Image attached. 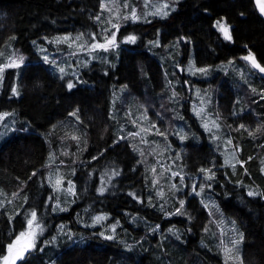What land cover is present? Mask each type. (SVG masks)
Segmentation results:
<instances>
[{"label": "trees", "instance_id": "obj_1", "mask_svg": "<svg viewBox=\"0 0 264 264\" xmlns=\"http://www.w3.org/2000/svg\"><path fill=\"white\" fill-rule=\"evenodd\" d=\"M158 3L162 2L159 0ZM168 5L171 11L163 21L153 18L131 27L120 15L111 19L109 28L116 29V51L94 49L107 53L108 57L97 61L96 70L95 64L85 66L82 84L75 83L69 89V81L60 73L59 67L68 65L65 61L66 55H70L68 48L81 50L82 46L75 42L77 37L81 40L83 36L97 34L95 18L101 14L100 0H0V66H4L0 115L15 113L19 119L16 131H21L0 143V189L9 198L0 201V259L31 216L25 215L29 209L35 211L43 223H47V218L51 220L50 229L46 232L44 245L35 247L27 255L24 253L25 259H19L15 264H264V97L258 96L253 104L247 88L233 92L230 82L236 79L228 77L229 81L222 83V71H216V76H220L217 82L214 78L211 81L214 80L213 84L218 88L217 109L226 124L224 132L230 131L232 140L240 148V160L248 158L244 168L239 167L241 174L228 180L211 177L223 172L217 170L216 164L220 165L218 153L201 142L188 145L185 154H181L178 165L185 176L181 180L185 187L174 182L177 191L169 199L170 188L162 206L165 212H174L180 209L175 201L181 197L186 201L183 210L166 216L163 210H153L156 201L152 205L137 206V199L126 194L127 188L140 193L150 188L143 168L130 148L136 149L118 142L115 127L122 122H118L119 116L111 115L113 103L116 107L123 106L116 110L121 114L127 106L138 104L153 115L159 112L165 132L172 136L182 129L190 133L187 122H177L172 117L171 106L174 113L177 98L171 99L166 92V81L161 76L164 68L177 81L181 79L175 66L184 65L190 49L199 68L231 61L235 64L240 60L244 66V57L250 53L264 67V21L256 13L252 0H173ZM217 22L228 28L230 40L225 39ZM157 35L163 44L186 38L184 56L180 57L179 51L171 45L165 46L160 49L161 54L170 55L173 60L163 68L156 60L157 49L144 39L152 36V40ZM129 36L139 38V43L126 40ZM63 39L66 41L62 42ZM85 41L88 39L83 43ZM15 49H20L27 60L19 67L10 64L8 67L7 61ZM81 65H84L83 61ZM107 66L110 67L105 74ZM260 80L263 89L259 90H264V79ZM113 92L118 93L117 100L112 96ZM233 98V113L238 115L235 120L229 116ZM188 104L189 101L181 112L191 122L188 121L193 127L191 130H195ZM253 107L255 113L252 110L253 113L242 114V110ZM238 122L250 128L237 127ZM51 156L56 162L50 159ZM111 166L119 167L116 169L118 175L111 181L113 191L98 194L99 174ZM54 169L62 175L64 182L73 183L75 192L73 206L57 214L54 211L52 214V210L45 213L50 202L40 205L52 196L55 198L50 177ZM228 171L233 175L232 170ZM207 172L210 173L204 174ZM191 176L194 179L201 177V183L195 186L198 192L203 186L213 187L211 193L200 194L203 203H212L207 207L208 212L201 208L196 197H189ZM166 179L161 178L163 188ZM26 196L32 202L23 205ZM11 201H14L13 209L18 204L24 206L18 214L10 210V204L4 205ZM98 212H108L111 220L120 224L125 237L118 236L117 241L102 237L99 242L94 239L100 236L99 227L84 228L76 223L77 229H73L75 219ZM131 216L147 226L137 224L135 227L141 230L134 229ZM59 224L66 226L64 231H56ZM228 224L239 240L237 248L231 250L239 253L237 261L232 259L229 251ZM154 226H159L160 238L153 232ZM170 227L176 228L174 234L165 232ZM67 230H74L79 235L73 241H67L65 246L54 248ZM128 242L129 248L124 245Z\"/></svg>", "mask_w": 264, "mask_h": 264}, {"label": "rangeland", "instance_id": "obj_2", "mask_svg": "<svg viewBox=\"0 0 264 264\" xmlns=\"http://www.w3.org/2000/svg\"><path fill=\"white\" fill-rule=\"evenodd\" d=\"M162 3H158L159 0H100V16H97L95 18V22L97 23L98 30L97 34L94 36H83L81 40H76L75 42L79 43L81 50H76L68 48L70 55L65 57V61H67L68 65L67 67L61 66L59 68H63L64 72L61 73L64 75V78H66L69 82L75 86V83H78L77 85L82 84V72L85 66H88L90 63L95 64V70L99 66V63L97 61H100V59H104L105 57H108V54L105 52H96L93 51L94 49H100V50H115L116 51V45H118V42H114V46L112 44H108L107 41L111 39V33H115L116 29L115 27L109 28L111 25L110 20L116 19L119 17V15L125 19L128 20L126 24L129 26H135L139 24H145L147 22H150L153 18L154 19H160L164 20L165 16L171 11V6L168 5L173 0H160ZM175 2H178L180 0H174ZM166 6V7H165ZM133 9L135 10V13L133 14ZM164 13H167L166 15ZM114 26V25H113ZM152 36H146L144 39L146 40L147 44L152 45L155 49H157L158 57L156 58L155 55H153L156 60L160 63V65L164 68V65H167L170 61L173 60V57L170 55H162L160 52V49L164 48L165 46L171 45L176 51H179V56H184L183 54V44L187 42L186 38H180L175 39L174 41H169L165 44H163L160 40V36L157 35L154 39L150 40ZM84 39H88V41H85L83 43ZM90 40V41H89ZM127 40V39H126ZM66 39H63L62 42H65ZM48 42V40H46ZM124 42V41H123ZM103 44V48H95V44ZM139 43V38H135L134 44ZM64 45V44H63ZM68 46V44H66ZM157 48H156V47ZM118 48V47H117ZM96 52V53H95ZM95 53V57H94ZM193 51L190 49L188 54L185 56L186 60L184 62V65H176L177 71L179 72V75H181V79L178 81L176 78L169 75L165 68L163 69V75L161 74L162 79L166 81V92L169 93L171 99L177 98L175 101L177 104H175L174 113L173 108L171 106L172 111V117L178 122V121H184L187 122L189 127L190 133H186L185 129L176 131L175 135L172 136L170 133L165 132V127L163 123V118L161 115H159V112H156L154 115L151 113H148L146 110V107L142 106L141 104L134 105L132 107L127 106L125 112L121 114L120 111H117L118 109L123 108L122 107H116L115 103H113L111 115H117L118 122H122L121 125L116 124L115 132L117 134L116 137H119L118 142H125L129 144L128 146H133L136 150L131 149V151L134 153L135 157L138 159L139 163L141 164L143 171L145 173V177L147 178V182L149 184L150 190L142 193L135 192L134 190H130L127 188L126 194L129 195V197L137 199V206L142 205H152L153 201H156V206H153V210L155 211H162L163 210V203L166 201V194L169 193V189L172 188V193L169 194V199L172 198L173 194L177 191L176 187H174V182L176 185H182L185 187L184 182H181V178L185 179L184 174L181 172V169L179 168V159L181 157V153L174 152L176 145H185L187 141L192 142V144L199 145L201 142L202 144L205 143L208 147H217L220 149V155L218 154V158L220 161V165L216 164L217 170H222V164L223 161H225L227 164H229L231 161H234L237 159V155L240 153V148L237 144H235L232 135L229 132H224L215 122H213V109L210 107L213 103H219L218 96H214V93H218L217 86L213 87H206L203 88V83L206 82L207 78H209L210 75L216 76V71H222V75L224 76V81H229L228 77L235 78L236 80L232 79L230 82V88L232 91H236L237 93L240 91L241 88L245 87L247 90H249V96L253 104L256 101V99L261 96L264 97V90L260 86V79H263L261 77H258L257 74L246 64L243 66L242 60L235 62L231 61L230 63L226 64H218L216 66L211 67H197L194 62L193 57ZM23 57V61H19L18 57ZM247 57V56H246ZM97 60H96V59ZM16 60L17 63L22 64L24 63L27 58L24 55V53L20 49H15L11 57L8 59L7 63H9L12 66V61ZM83 61L84 65H81V62ZM56 64V63H54ZM110 66L105 67V74L107 73V69ZM199 69H204L205 71L201 72L198 71ZM60 71V70H59ZM104 74V75H105ZM3 75H4V66H0V86L3 81ZM174 76V75H173ZM225 76H227L228 79H225ZM185 77H190L192 81H184ZM263 85H264V80ZM241 86V87H240ZM123 86H119V88H122ZM257 91H254V90ZM219 95V94H218ZM112 96L118 99V93L113 92ZM260 98V99H261ZM189 101V113L192 115V119L194 120V128L195 130H191L193 127L189 124V120L185 116L183 112H181V108ZM254 101V102H253ZM191 102V105H190ZM234 98L232 105L230 107V117L233 118V120L236 119V116L233 112V106H234ZM217 109V107H215ZM255 113V108H246L242 110V114H250L251 112ZM252 112V113H253ZM234 114V115H232ZM241 114V115H242ZM221 118L223 119L221 113ZM189 121V122H188ZM212 121L213 125L209 126V122ZM223 121V120H222ZM221 122H219V125H221ZM225 122V121H224ZM16 123H19V119L17 118L15 113H4L0 115V143L5 139L8 138L13 133H18L21 131H16ZM182 123V122H179ZM191 123V122H190ZM228 123V122H227ZM225 124V123H224ZM230 124V123H229ZM207 125V128L205 127ZM226 125V124H225ZM232 125V124H230ZM237 127L246 128L247 126L250 128L249 125H246L244 123L238 122L235 124ZM233 126V125H232ZM181 129L182 127L179 126ZM210 128V131H208ZM184 130V131H183ZM226 131V127H225ZM201 132H203V135H199ZM187 135V137H186ZM173 138V139H172ZM238 138V137H237ZM232 149L234 153H231ZM168 152V153H167ZM169 154V155H168ZM50 159L54 160L53 156L50 157ZM217 159V158H216ZM216 162V160H215ZM176 168H175V167ZM107 167V166H106ZM244 168V164H243ZM118 168H114L111 166V168L104 169L99 174L98 179V194H106L108 191H113L111 187V181L114 178V176L118 175ZM239 167L233 169V175L229 174V171L223 170L221 175H215L211 177H216L221 180H228L231 177L236 178L238 177L241 172L239 171ZM108 170V171H107ZM216 170V169H215ZM215 171H213L214 173ZM175 173L176 175H173ZM210 172L204 173L209 174ZM264 174V170L262 171ZM205 176V175H204ZM50 177L53 184V191L55 192V198L53 196L48 201H42L40 205L45 206L49 202L50 204L45 207V213H49L50 210H52L54 213H61L69 210L73 206V197L75 196L73 183L62 180V175L57 170H52L50 173ZM162 177H167L166 179V186L162 187ZM170 177L173 179L170 181ZM179 179H175V178ZM195 177L191 176L190 179H193L191 188L188 186V194L189 196H192V194L195 193L194 197L200 198V194L203 193L205 186L201 189L200 192L195 188V186L199 185L201 183V177L198 179H194ZM59 181V183H57ZM155 182V183H154ZM194 186V187H193ZM103 188V192L100 191V189ZM210 189H213V187L210 186ZM195 190V191H194ZM11 195V194H10ZM142 195L144 197H142ZM9 199L7 195L3 194L2 190L0 189V201H5ZM10 199H13V197L10 196ZM26 201H23V205L28 202H32V199L27 197L25 198ZM181 201H183V205H185V198L178 197L176 199V203H178L180 210H183V207L181 206ZM14 202V201H13ZM13 202L5 203L4 205L10 204V210L14 211L16 214H18L21 209L24 207L22 204L17 205L16 209H13ZM174 203V202H173ZM171 203L170 205H172ZM49 210V211H48ZM33 211L27 209L26 210V216H30ZM76 212V211H75ZM162 212H165L163 210ZM170 212H165V214H169ZM178 213V212H175ZM173 213V215L175 214ZM55 214V215H56ZM216 214V213H215ZM75 215V214H74ZM171 215V214H170ZM97 216H103L105 219L101 220L98 223H94V220ZM169 216V215H168ZM31 219V216L29 217ZM28 219V220H29ZM27 220V221H28ZM118 221H120L117 218ZM47 223H43L40 219H36V221L33 223L32 228L30 229L27 222L23 226V228H20L19 231H17L14 239L12 242L16 239L17 236L20 235L22 232H30L35 231L36 235L34 237V244L31 248H29L25 253L26 255L31 252L35 247H41L44 245V241L47 239L45 238L47 230L50 229L49 223L51 220L47 218ZM121 222V221H120ZM131 224L134 225V229L141 230L140 228L135 227V225H142L147 226V224L143 223L142 220L139 218L137 219L135 216L130 217ZM39 224L40 228H36V224ZM75 223V227L73 229H77L76 223L80 227L84 228H96L99 227L98 233L100 236H95L94 239L96 241H101L102 237H111L114 240L117 241L118 236L125 237V232L121 228L120 224L115 220L112 219L109 216L108 212H98L92 216L83 215L82 217H78V220L75 219L73 221V224ZM12 230L14 229L13 224ZM47 226V227H46ZM71 226V225H70ZM58 232L64 231L63 227H66L65 225H58L57 226ZM227 231L230 232V236L227 239V242L230 243L231 248H229V251L231 253V257L234 261H237L238 257L240 256L237 250L231 251L233 248L236 249L237 245L239 243V240L237 237H235L234 232H232L233 228L231 225H226ZM42 229V230H41ZM175 227H170L168 229H165V232L167 233H175ZM154 233L160 238V228L159 226H154ZM128 233V232H127ZM132 233V232H130ZM128 233V234H130ZM79 234H76V231L74 230H67V233L64 237L58 239L56 243L54 244V248H61L65 246L67 241L77 238ZM28 237H24L21 239L19 244L17 246L23 247L28 242ZM141 240H144V238H141ZM149 242V241H147ZM161 243V240H160ZM127 248H129L130 244L129 242L124 244ZM162 245V244H160ZM164 251V249H161ZM239 250V248H238ZM5 255H10L8 248L5 252ZM4 255V256H5ZM25 259L23 256H21L20 261ZM18 260V259H17ZM16 260V261H17ZM15 261V262H16ZM222 263V261H221ZM0 264H4L3 258L0 259ZM52 264V263H50ZM223 264V263H222Z\"/></svg>", "mask_w": 264, "mask_h": 264}, {"label": "snow or ice", "instance_id": "obj_3", "mask_svg": "<svg viewBox=\"0 0 264 264\" xmlns=\"http://www.w3.org/2000/svg\"><path fill=\"white\" fill-rule=\"evenodd\" d=\"M255 2H256L257 6H258V8H259L260 13H261L262 15H264V0H255ZM165 7H166V6H165ZM134 13H135V10L133 9V14H134ZM164 14L166 15L167 13H164ZM217 27L219 28L220 31H222V32L224 33V37H225V39H229V40L231 39V36H230V34H229V30H228V28H227L225 25L221 24L220 22H217ZM111 37H112V38L109 39V40L107 41V43H108V44H112V45L114 46V42H115V33H111ZM77 39H79V37H77ZM127 40H128L129 42H134V41H135V37H134V36H129V37L127 38ZM94 47H95V48H103L104 45H103V44H99V43H97V44L94 45ZM244 59H245V60H250L251 63H252V66H253L254 68L258 69L261 73H264V67H261V66L255 61V59H254L253 57H251V53L249 54V56L244 57ZM18 60L22 62V61H23V57H22V56H21V57H18ZM45 61L47 62V57H45ZM12 66L19 67V63H17L16 60H13V61H12ZM59 70H60L61 73L64 72V69H63V68H60ZM198 71L203 72V71H205V70H204V69H199ZM72 87H73V84H72L71 82H69V83H68V88L71 89ZM13 92L15 93V89H13ZM205 127L207 128V125H205ZM173 175H176V174L173 173ZM182 179H183V178H181V180H182ZM57 183H59V181H57ZM154 183H155V182H154ZM103 190H104L103 188L100 189L101 192H103ZM249 195H254V193H253V192H249ZM180 203H181V206H183V203H184V202L181 201ZM179 211H180V210L177 209V212H179ZM169 214H171V213H169ZM36 219H37V213H36L35 211H33V212L31 213V219H29V220L27 221V224H28V226H29L30 229L32 228L33 223L36 221ZM103 219H105V217H103V216H97V217L95 218V220H94V223H98V222H100V221L103 220ZM36 228H40V226H39L38 223L36 224ZM41 230H42V229H41ZM35 235H36L35 231H30V232H27V233H25V232L20 233V235L17 236L16 239H15L11 244L8 245V251H9V253H10V254L12 253V250H13L14 248L17 247V245L19 244V242L21 241V239L24 238V237H28V238H29L27 244H26L25 246H23V247H21V248H19V249L17 250V255H16V256H10V255H5V256H3L4 264H15V260L18 259L19 257L23 256L24 253H25L29 248H31V247L33 246ZM109 238H111V237H109Z\"/></svg>", "mask_w": 264, "mask_h": 264}, {"label": "crops", "instance_id": "obj_4", "mask_svg": "<svg viewBox=\"0 0 264 264\" xmlns=\"http://www.w3.org/2000/svg\"><path fill=\"white\" fill-rule=\"evenodd\" d=\"M222 76V78H221V82L223 83L224 82V76L223 75H221ZM215 79V82H217L218 80H219V78H220V76H214V75H210L209 76V78H207V80H206V82H204L203 83V88L205 89L206 87H213V86H215L216 87V85L215 84H213V82H214V80L213 81H211L212 79ZM184 81H192L191 80V78L190 77H185L184 78ZM214 96H218V93H214ZM214 107H218L219 108V103H213L212 105H211V108L213 109V117H212V120H213V122H215L223 131H224V127H225V124H224V119H222L221 118V116H220V112H219V109H215ZM223 120V121H222ZM222 121V123H221V125H219V122H221ZM213 122L212 121H210L209 122V126H212L213 125ZM208 131H210V128H209V130ZM186 137H187V135H186ZM190 144H192V142H190V141H187V143L185 144V145H180L178 148H177V150L175 151V152H179V153H181V154H185V148L188 146V145H190ZM192 145H194V144H192ZM213 149H215V151L220 155V149L219 148H217V147H212ZM239 155V154H238ZM237 155V159L236 160H234V161H231L229 164H227L225 161H223V164H222V167H223V169H222V171L223 170H233V169H235V168H238V167H241L240 165H242V163L244 162V161H240L239 159H240V157ZM175 167V166H174ZM176 168V167H175ZM214 167H212V169H213ZM233 172V171H232ZM210 186L211 185H206L205 186V189H204V191H203V193H206V192H210L211 193V189H210ZM194 195H195V193H194ZM193 195V196H194ZM190 197V196H189ZM196 199H198V201L201 203L200 205H201V208H203L204 209V211H206V212H208L209 211V208H207V207H209L212 203L211 202H207L208 204H206V203H203L202 202V199L201 198H196ZM217 211V210H216ZM176 211H174V212H170L171 214H173V213H175ZM168 215H170V214H167L166 216H168Z\"/></svg>", "mask_w": 264, "mask_h": 264}, {"label": "water", "instance_id": "obj_5", "mask_svg": "<svg viewBox=\"0 0 264 264\" xmlns=\"http://www.w3.org/2000/svg\"><path fill=\"white\" fill-rule=\"evenodd\" d=\"M252 2H253V6H254V9H255V11H256V13L258 14V16L264 21V15H262L261 13H260V11H259V8H258V6H257V4H256V2H255V0H252ZM223 33V32H222ZM223 35H224V33H223ZM227 40H229V39H227ZM251 57H253L254 59H255V57L253 56V55H251ZM255 61H256V59H255ZM257 62V61H256ZM258 63V62H257ZM247 64L255 71V72H257L261 77H264V73H261L258 69H256V68H254L253 66H252V63H251V61L250 60H247ZM19 248H14L13 249V251H12V254H11V256H16L17 255V250H18ZM20 258V257H19ZM18 258V259H19ZM17 260V259H16ZM15 260V261H16Z\"/></svg>", "mask_w": 264, "mask_h": 264}, {"label": "bare ground", "instance_id": "obj_6", "mask_svg": "<svg viewBox=\"0 0 264 264\" xmlns=\"http://www.w3.org/2000/svg\"><path fill=\"white\" fill-rule=\"evenodd\" d=\"M176 35V34H175ZM171 36V35H170ZM173 38H175V37H173ZM138 70H139V68H138ZM141 73H142V71H140ZM139 75H140V73H139ZM141 77V76H140ZM140 82V81H139ZM189 106V105H188ZM187 106V107H188ZM230 132V131H229ZM233 137V136H232ZM118 139H119V137H118ZM240 160V159H239ZM240 161H243V160H240ZM246 161H248V158H246L245 160H244V162L242 163V165H240L242 168H243V164L246 162ZM194 187V186H193ZM195 191V190H194ZM194 194H192V196H193ZM201 198V197H200ZM179 209V208H178ZM180 210V209H179ZM176 212H177V210H175ZM13 251V250H12ZM12 254V253H11ZM11 254H10V256H11ZM21 258V257H20ZM19 258V259H20ZM18 259V260H19Z\"/></svg>", "mask_w": 264, "mask_h": 264}, {"label": "flooded vegetation", "instance_id": "obj_7", "mask_svg": "<svg viewBox=\"0 0 264 264\" xmlns=\"http://www.w3.org/2000/svg\"><path fill=\"white\" fill-rule=\"evenodd\" d=\"M261 78H263V77H261ZM263 79H264V78H263ZM187 108L189 109V106H188ZM199 135L202 136V135H203V132H201ZM190 145H192V144H190ZM179 146H180V145H176V146H175V150H174V152L177 150V148H178Z\"/></svg>", "mask_w": 264, "mask_h": 264}]
</instances>
